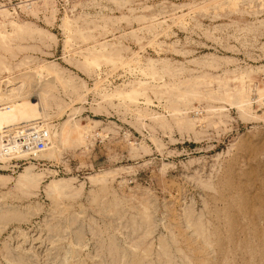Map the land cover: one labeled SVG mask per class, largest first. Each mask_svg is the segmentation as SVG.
I'll return each mask as SVG.
<instances>
[{"label": "rangeland", "instance_id": "rangeland-1", "mask_svg": "<svg viewBox=\"0 0 264 264\" xmlns=\"http://www.w3.org/2000/svg\"><path fill=\"white\" fill-rule=\"evenodd\" d=\"M15 129L0 264H264V0H0Z\"/></svg>", "mask_w": 264, "mask_h": 264}, {"label": "built area", "instance_id": "built-area-1", "mask_svg": "<svg viewBox=\"0 0 264 264\" xmlns=\"http://www.w3.org/2000/svg\"><path fill=\"white\" fill-rule=\"evenodd\" d=\"M19 130L15 129L11 131V137L5 138L4 136L1 137L0 140V167L4 164H1V159L3 158L2 155H14L17 156L18 154H22L23 152L27 154V158H19V159H11L7 166V171L10 169L12 172L18 170L19 166L24 161H34L35 155L44 150L46 144L48 143L47 136L44 132L31 130L29 133L24 129L21 130V135L18 136ZM26 132V133H25ZM4 137V138H3ZM10 149V150H9ZM1 170V169H0Z\"/></svg>", "mask_w": 264, "mask_h": 264}]
</instances>
